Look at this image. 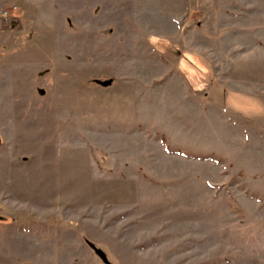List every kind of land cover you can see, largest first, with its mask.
<instances>
[{"label": "rangeland", "instance_id": "374dc122", "mask_svg": "<svg viewBox=\"0 0 264 264\" xmlns=\"http://www.w3.org/2000/svg\"><path fill=\"white\" fill-rule=\"evenodd\" d=\"M0 10V264H264V0Z\"/></svg>", "mask_w": 264, "mask_h": 264}, {"label": "crops", "instance_id": "0c3cea01", "mask_svg": "<svg viewBox=\"0 0 264 264\" xmlns=\"http://www.w3.org/2000/svg\"><path fill=\"white\" fill-rule=\"evenodd\" d=\"M13 7H14V8L12 9V11H10V12H12L11 15H16V14H17V15H21V14H18V13H20L21 11H25L24 9H21V8H23L22 5H21V6L14 5ZM20 10H21V11H20ZM0 11H2V10H0ZM3 12H4V11H3ZM3 12H2V14H4L5 12H7L6 14L8 15V11L5 10V12H4V13H3ZM10 12H9V13H10ZM20 17H21V16H20Z\"/></svg>", "mask_w": 264, "mask_h": 264}, {"label": "water", "instance_id": "95a60500", "mask_svg": "<svg viewBox=\"0 0 264 264\" xmlns=\"http://www.w3.org/2000/svg\"><path fill=\"white\" fill-rule=\"evenodd\" d=\"M111 81V79H109L108 81H106L105 83H109Z\"/></svg>", "mask_w": 264, "mask_h": 264}, {"label": "built area", "instance_id": "2783aa9c", "mask_svg": "<svg viewBox=\"0 0 264 264\" xmlns=\"http://www.w3.org/2000/svg\"><path fill=\"white\" fill-rule=\"evenodd\" d=\"M7 12L4 13V15H6Z\"/></svg>", "mask_w": 264, "mask_h": 264}]
</instances>
